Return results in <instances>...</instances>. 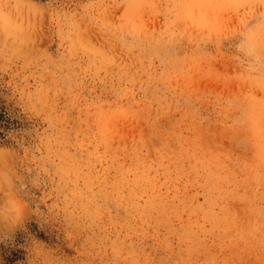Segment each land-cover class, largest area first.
Listing matches in <instances>:
<instances>
[{
    "label": "rangeland",
    "instance_id": "obj_1",
    "mask_svg": "<svg viewBox=\"0 0 264 264\" xmlns=\"http://www.w3.org/2000/svg\"><path fill=\"white\" fill-rule=\"evenodd\" d=\"M0 264H264V0H0Z\"/></svg>",
    "mask_w": 264,
    "mask_h": 264
}]
</instances>
